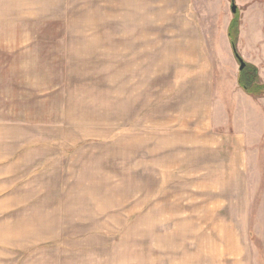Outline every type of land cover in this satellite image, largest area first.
Here are the masks:
<instances>
[{"label": "rangeland", "instance_id": "rangeland-1", "mask_svg": "<svg viewBox=\"0 0 264 264\" xmlns=\"http://www.w3.org/2000/svg\"><path fill=\"white\" fill-rule=\"evenodd\" d=\"M234 3L0 0V264H200L186 229L208 216L262 240L264 96L239 85L229 28L264 83V0ZM206 112L242 162L222 193L203 146H176L189 177L150 166L177 163L172 136L224 138Z\"/></svg>", "mask_w": 264, "mask_h": 264}, {"label": "crops", "instance_id": "crops-1", "mask_svg": "<svg viewBox=\"0 0 264 264\" xmlns=\"http://www.w3.org/2000/svg\"><path fill=\"white\" fill-rule=\"evenodd\" d=\"M0 52L2 50L0 49ZM0 54V71L3 72V66H4V61L1 58ZM1 76V75H0ZM1 78V77H0ZM3 80V79H2ZM0 80V81H2ZM206 116L203 121H206L205 125H209V128L213 127H218L222 128V133L225 134V137L223 138L222 136H211L209 134H205L201 138H192L190 133L187 137V139L182 135L181 138L172 136L170 137V142H165L164 141V147L162 150L165 148L171 146L173 148V151L177 153L176 155L174 154V159L173 161H176L177 163L173 164H167L164 163L163 161H158V163H150L151 167H155L158 169H161L162 172L165 171L164 167H170L173 168L172 171L178 173V178L177 180L180 179V175L190 174L191 170L190 168L192 167L189 162L191 160L185 161V158L187 156L182 153V152H176V146H184L187 150V153L192 150L190 146H199V147H204L202 148L205 152V156L208 155V150H209V156L212 158L211 163H216L212 164V168H219L221 170V173L219 176H213L211 173H216L218 174L217 170H210V175H209V182L211 185V189H213L216 193H222L225 192L226 187L224 186L225 183H232L235 185H238V183H243V178H242V171L241 168H239V163H242L241 161L233 159V154L230 155L231 158L228 159H220L221 152L224 150L225 145L227 144V138L230 137L231 142H236L237 140L235 137L233 138L232 136L227 137V135H230L231 128H228L226 120H222L217 123L215 117L211 114H208L207 112L204 113ZM235 123H232L231 126H235ZM227 128H224L226 127ZM235 132L238 133L237 128L235 127ZM141 134V133H140ZM201 134L199 132L198 134H194L196 137H198ZM176 136H178V133H176ZM144 140V139H143ZM193 140V143H192ZM239 142L241 145L243 144L240 140ZM175 147V148H174ZM209 148V149H208ZM213 152V153H212ZM218 157V158H217ZM180 163H182V168L180 167ZM219 165H218V164ZM224 164V166H223ZM149 166V163H139V167L141 169H146ZM239 168V169H238ZM177 169V170H176ZM187 171H186V170ZM211 169V168H210ZM168 171V170H166ZM186 171V172H185ZM185 172V173H181ZM177 180H171L172 184H175ZM198 182V181H196ZM218 184V185H217ZM237 186L235 187V189ZM216 199V198H215ZM221 199V198H220ZM52 214H57V212H52ZM260 215V212H259ZM258 215V220H257V226L259 222V216ZM252 223V221H251ZM203 226H200V232L198 233L196 231L197 226L195 225L194 228L190 225L186 231L188 232V237L192 232L196 233V240H194V245L193 247L196 249V257L198 259V263L200 264H264V236L262 237V240H253L248 239L247 241H244L240 239V237L237 235V232L234 230V227L229 225V224H222L218 223L216 218L214 216H211V218L205 217V220L202 224ZM251 238V237H250ZM252 239V238H251ZM190 257V263L192 261V253H189ZM230 262H229V260ZM233 259V260H232ZM228 260V261H227Z\"/></svg>", "mask_w": 264, "mask_h": 264}, {"label": "trees", "instance_id": "trees-1", "mask_svg": "<svg viewBox=\"0 0 264 264\" xmlns=\"http://www.w3.org/2000/svg\"><path fill=\"white\" fill-rule=\"evenodd\" d=\"M238 26V20L235 18L231 22L229 28V38L234 53H237L236 42L238 38ZM238 83L247 93H251L255 97L264 96V83H261L258 69L254 65L245 63L244 68L239 71Z\"/></svg>", "mask_w": 264, "mask_h": 264}, {"label": "water", "instance_id": "water-1", "mask_svg": "<svg viewBox=\"0 0 264 264\" xmlns=\"http://www.w3.org/2000/svg\"><path fill=\"white\" fill-rule=\"evenodd\" d=\"M231 12L234 14L236 12V6L234 3V0H231ZM234 53V52H233ZM235 58L237 59V61L239 62V71H241L244 66L245 63L244 61L241 59V57L238 55V53H234Z\"/></svg>", "mask_w": 264, "mask_h": 264}]
</instances>
